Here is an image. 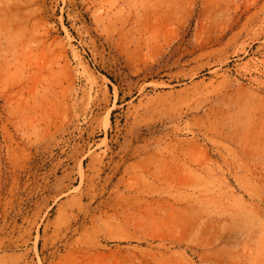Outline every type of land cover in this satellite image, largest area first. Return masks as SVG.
<instances>
[{
    "label": "rangeland",
    "instance_id": "374dc122",
    "mask_svg": "<svg viewBox=\"0 0 264 264\" xmlns=\"http://www.w3.org/2000/svg\"><path fill=\"white\" fill-rule=\"evenodd\" d=\"M0 264H264V0H0Z\"/></svg>",
    "mask_w": 264,
    "mask_h": 264
}]
</instances>
